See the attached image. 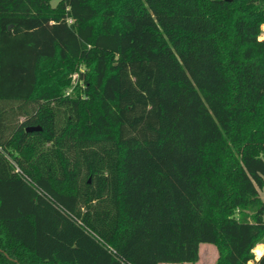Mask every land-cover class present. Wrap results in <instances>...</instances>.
<instances>
[{
	"label": "trees",
	"instance_id": "16d2710c",
	"mask_svg": "<svg viewBox=\"0 0 264 264\" xmlns=\"http://www.w3.org/2000/svg\"><path fill=\"white\" fill-rule=\"evenodd\" d=\"M263 25L264 0H0V264H264Z\"/></svg>",
	"mask_w": 264,
	"mask_h": 264
},
{
	"label": "rangeland",
	"instance_id": "374dc122",
	"mask_svg": "<svg viewBox=\"0 0 264 264\" xmlns=\"http://www.w3.org/2000/svg\"><path fill=\"white\" fill-rule=\"evenodd\" d=\"M58 0H51L52 4H55ZM263 35L261 38H264V25L262 26ZM260 196L264 199V186L260 190ZM254 252V250H253ZM258 250L254 252L256 257H260ZM217 256V249L213 244L210 243H201L199 246V257L198 260L194 263H181V264H215ZM160 264H177V263H160Z\"/></svg>",
	"mask_w": 264,
	"mask_h": 264
},
{
	"label": "water",
	"instance_id": "95a60500",
	"mask_svg": "<svg viewBox=\"0 0 264 264\" xmlns=\"http://www.w3.org/2000/svg\"><path fill=\"white\" fill-rule=\"evenodd\" d=\"M225 1H231V0H225ZM40 127L39 126H29V127H26V131H34V130H39Z\"/></svg>",
	"mask_w": 264,
	"mask_h": 264
},
{
	"label": "crops",
	"instance_id": "0c3cea01",
	"mask_svg": "<svg viewBox=\"0 0 264 264\" xmlns=\"http://www.w3.org/2000/svg\"><path fill=\"white\" fill-rule=\"evenodd\" d=\"M259 244H263L264 245V242H262V243H259ZM258 245V244H257ZM256 245V246H257ZM256 249H259L258 251V254L261 256L262 255V253L264 252V246H260V247H257ZM256 257V256H255ZM256 258H258V257H256ZM160 264V263H159Z\"/></svg>",
	"mask_w": 264,
	"mask_h": 264
}]
</instances>
